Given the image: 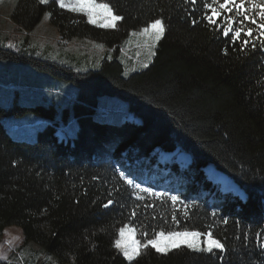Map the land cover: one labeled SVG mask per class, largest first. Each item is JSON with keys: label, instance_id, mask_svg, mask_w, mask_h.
I'll list each match as a JSON object with an SVG mask.
<instances>
[{"label": "trees", "instance_id": "trees-1", "mask_svg": "<svg viewBox=\"0 0 264 264\" xmlns=\"http://www.w3.org/2000/svg\"><path fill=\"white\" fill-rule=\"evenodd\" d=\"M97 1L123 17L116 28L90 24L55 0H16L10 12L26 31L48 12L61 37L91 39L113 54L97 67L74 69L43 51L0 43V60L30 64L31 74L47 72L75 87L69 105L21 104L16 96L0 103V230L19 226L24 241L60 264H264V29L237 17L240 37L224 35L225 17L235 12L212 24L205 7L211 0ZM154 19L163 21L164 34L151 61L125 74L119 47ZM101 95L126 102L124 120L94 116ZM27 113L42 118L35 139L12 138L1 118ZM73 120L74 135L59 138L56 132ZM181 152L189 157L185 164L176 159ZM207 167L232 180L244 198L222 190ZM126 178L166 195L142 192ZM172 195L179 197L175 204ZM124 224L140 240L153 230L211 231L224 249L181 245L158 253L149 246L128 261L113 247Z\"/></svg>", "mask_w": 264, "mask_h": 264}, {"label": "rangeland", "instance_id": "rangeland-1", "mask_svg": "<svg viewBox=\"0 0 264 264\" xmlns=\"http://www.w3.org/2000/svg\"><path fill=\"white\" fill-rule=\"evenodd\" d=\"M15 1L4 0L0 3V43L4 47L12 48L13 50L19 47H29L34 48V51L38 54L45 52L43 53L45 55H57L63 51L77 49L79 46L83 49L94 50L97 48L96 43L99 42L91 39L77 37L69 39L61 37L56 27L50 22L49 16H46L48 12L43 14L40 21L31 31H26L16 24L14 25L10 18V12ZM140 30L133 32L139 33ZM3 36H6V38L3 39ZM143 38L137 35V38H132L131 42L139 43L143 41ZM128 41L130 40L127 38L119 47L118 52L124 66L125 74L147 66L153 56V54H149V49L145 46L144 42H142L144 49H139V52L134 54L132 51L137 50V48L131 49ZM156 43L157 41L155 45ZM101 45L107 48L106 45ZM155 45L151 49L152 53H154ZM99 55L103 56V54ZM125 58H131V60L123 61ZM9 62L11 64L0 60V103L2 105H9L15 96L21 104L48 103L52 101L56 105H69L71 103V99L75 94V87L71 82L59 79L47 72L37 70V72L35 71L36 74L33 75L31 74V70L34 71V68L30 64L14 61ZM94 116L99 119L118 123L127 116V104L119 97L101 95L98 97ZM41 119L33 113L19 116L11 114L3 116L1 122L12 138L34 140L36 131L43 124L40 123ZM60 130L66 137H70L76 132V122L74 120L70 121L65 125L64 130ZM184 154L181 152L176 156L181 164H185V161H187ZM169 156V154L164 155L165 158ZM209 169L207 168V171L210 177L214 179L216 175ZM215 182L224 191H234L231 185H227L223 181L216 180ZM0 254L7 257L4 260H9L17 264H60L54 254L46 252L38 243L32 240L24 241L21 228L17 225H9L3 230H0ZM24 259H26V262Z\"/></svg>", "mask_w": 264, "mask_h": 264}, {"label": "snow or ice", "instance_id": "snow-or-ice-1", "mask_svg": "<svg viewBox=\"0 0 264 264\" xmlns=\"http://www.w3.org/2000/svg\"><path fill=\"white\" fill-rule=\"evenodd\" d=\"M40 2L47 3L48 0H40ZM56 2L61 9H68L74 13H82L87 17L88 23L97 25L101 28H116L117 22L123 19V17L114 14L112 7L105 2L98 3L97 0H56ZM246 3L248 6L247 8L245 7ZM205 7L211 9V15H208L207 19L212 24L217 23L215 17L220 16L222 13L235 12L234 16L225 17L227 26L223 29L224 35H228L229 32H234V39L239 38L241 32L244 31V27L233 28V22L237 17L240 18L239 23L241 25L244 24V21L248 20L251 24H258L257 30L264 29V0H239V3H237L236 0H223L222 3L220 0H211L210 3H205ZM253 10V14L249 15V11ZM50 15V13L46 14V16ZM257 17H259V22H257ZM252 33L253 28L250 26L247 27V34L251 36ZM163 34L164 25L161 19H154L143 27L139 33H132L133 36L139 35L145 38L144 44L149 49L150 55L154 54L151 49ZM260 35L264 36V31H261ZM245 43H247V41H245ZM121 176H124V173H121ZM126 180L128 184L134 185L136 189L142 192L157 197L166 195L154 192L151 188H141L140 184L134 183L131 179L126 178ZM140 198L142 199L143 197ZM170 199L175 204L179 197L172 195ZM108 203L111 204L112 201ZM133 215H135V213H133ZM136 232L137 229L129 224H124L118 229V235L113 242V247L122 253L128 261H134L149 246L158 253H167L172 249L180 248L181 245H186L187 248L195 251H205L208 253H212L214 249H224V244L216 239L211 231L201 233L196 230L190 231L188 229L169 232H165L163 229L160 231L153 230L150 237L148 233H140L143 237L142 240L134 238ZM201 236H204L203 242H201ZM0 259H7V257L0 254Z\"/></svg>", "mask_w": 264, "mask_h": 264}, {"label": "crops", "instance_id": "crops-1", "mask_svg": "<svg viewBox=\"0 0 264 264\" xmlns=\"http://www.w3.org/2000/svg\"><path fill=\"white\" fill-rule=\"evenodd\" d=\"M3 1L4 0H0V3ZM5 38H6V36H3V39H5ZM132 38H137V36H133L132 34H129V36H128V40H130V41H128V43L130 44V48L131 49L137 48V50L132 51L135 54L136 52H139V49H141V50L144 49V45L142 42H144L145 38H143L142 39L143 41H140L139 43H135L134 41L131 42ZM96 45H97V48L94 50L83 49L82 47L80 48V46H79L77 49L63 51L61 53H58L57 55H50V54H48V55H49V57H52V58L66 64V65L73 67L74 69H84V68H88V67H97L103 58H105V57L109 58L112 56V50L108 47L107 48L102 47L103 45H101L100 43H96ZM99 54H103L104 57L99 55ZM118 56H119V54H118ZM128 60H131V58L130 59L125 58L123 61H128ZM37 122H40V121H37ZM41 122H42V120H41ZM24 260L26 262V259H24ZM34 264H36V263H34Z\"/></svg>", "mask_w": 264, "mask_h": 264}, {"label": "bare ground", "instance_id": "bare-ground-1", "mask_svg": "<svg viewBox=\"0 0 264 264\" xmlns=\"http://www.w3.org/2000/svg\"><path fill=\"white\" fill-rule=\"evenodd\" d=\"M209 170H211V172H213V173L216 175V177L213 179L214 181H216V180L223 181L225 184H227V185H231V187L233 188L234 192H235L237 195H239V196L242 195L241 190L239 189L238 186H236L235 183H233V181L229 180V179H228L226 176H224L223 174H221V173L215 171L213 168H210Z\"/></svg>", "mask_w": 264, "mask_h": 264}, {"label": "water", "instance_id": "water-1", "mask_svg": "<svg viewBox=\"0 0 264 264\" xmlns=\"http://www.w3.org/2000/svg\"><path fill=\"white\" fill-rule=\"evenodd\" d=\"M235 194H236V193H235ZM244 196H245V195H244V193L242 192V195H241L240 197H241V198H244Z\"/></svg>", "mask_w": 264, "mask_h": 264}]
</instances>
